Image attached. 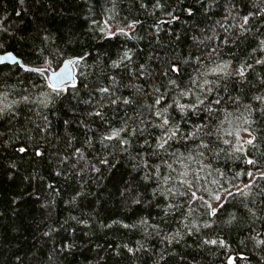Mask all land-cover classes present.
<instances>
[{
	"label": "snow or ice",
	"instance_id": "snow-or-ice-1",
	"mask_svg": "<svg viewBox=\"0 0 264 264\" xmlns=\"http://www.w3.org/2000/svg\"><path fill=\"white\" fill-rule=\"evenodd\" d=\"M18 2L25 4V0ZM134 2L146 15L155 17L150 30L145 31V21L127 16L115 31L101 29L105 38L123 37L125 42H134L135 48L125 43L107 62L98 54L95 73L83 71L90 53L63 60L64 68L57 73L53 63L65 53L47 30L38 35L39 44L33 49L40 65L23 64L10 52L0 55V87L6 83L2 74L5 69L11 71L10 65L22 67L42 81L25 77L18 79L12 91L0 92V123L10 126L7 132L0 131V148L10 146L17 153L41 157L45 154L42 145L57 148L63 141L62 150L51 155L60 166L56 175L65 179L73 175H87L94 181L107 179L106 172L127 161L128 178L122 180L119 192L121 203L127 208L152 206L156 214L141 215L131 225L114 219L102 226L139 228L149 236L154 234L165 247L154 254L153 264H175L169 259L175 256L169 251L171 246L179 245L185 236L199 234L201 228L242 221L250 226L257 221L264 224V0H195L197 8L185 5V0L174 4L150 0L151 10L145 0ZM241 5L249 10L245 13ZM178 8L187 15L182 23L188 24L192 33V44L183 53L177 45L181 33L170 27L181 21ZM213 9L219 10L216 14L221 19L203 27L195 22L198 14L212 20L208 13ZM5 20L7 17L0 18V49L5 47V34L14 35ZM145 39H149L151 50L141 62L139 53L145 50L139 42ZM249 40L255 46L239 55L237 50ZM74 68L80 69L75 75ZM13 93L15 98L9 100ZM50 116L61 120L62 136L54 133ZM73 129L79 132V146ZM221 159L245 167L237 168L229 179L216 163ZM9 168L15 169L16 164L10 163ZM86 183H80L81 191L70 203L86 194ZM47 188L53 197L59 194L53 184ZM226 203L234 210L224 209ZM194 212L207 219L194 217ZM70 219L87 225V220L77 216ZM170 224L177 226L169 229ZM56 231L50 227L43 235ZM250 231L255 235L249 239L257 247L264 246L261 232L251 227ZM203 244L230 251L219 236L203 239ZM75 247V243H64L59 251L71 252ZM120 247L113 249L116 256L121 255ZM123 248L132 255L151 251L143 244L136 249L124 244ZM237 257L246 259L240 253L227 255V264H236Z\"/></svg>",
	"mask_w": 264,
	"mask_h": 264
},
{
	"label": "trees",
	"instance_id": "trees-1",
	"mask_svg": "<svg viewBox=\"0 0 264 264\" xmlns=\"http://www.w3.org/2000/svg\"><path fill=\"white\" fill-rule=\"evenodd\" d=\"M145 2H149V10H151L150 0ZM168 3L174 4L175 0H168ZM187 4H192L194 8L199 7L195 4V0H185V5ZM22 7L27 10H22ZM241 7L245 13L249 10L247 5ZM17 11L20 12L19 16L16 15ZM218 11L213 9L208 13L212 20H205L198 14L195 22L201 27L204 24H211L214 20L221 19L220 15L216 14ZM177 14L181 16V21L170 27L181 33V40L177 45L178 52L183 53L192 44V33L189 31V25L182 23L188 19L187 15L180 12L179 8ZM126 16L128 19L138 17L145 21V31L150 30L148 26L155 19L146 15L134 0H41L40 3H36L35 0H25L23 6L18 0H0V18L7 17L4 23L11 24L14 34L12 37L5 34L3 37L5 47L0 49V53H13L24 64L30 67L38 66L41 61L33 49L39 44L38 35L43 30H47L56 38V44L65 53L64 57L53 63L52 67L55 71L61 68L63 60H71L74 56L90 53L83 71L95 73L98 71L95 67L98 54L100 59L107 62L109 57L115 58L125 43L128 47L135 48L134 42H125L123 37L109 40L100 31L108 27L115 31L117 26L125 23L123 18ZM157 16H161L159 11ZM191 23L192 21L189 20V24ZM254 46L255 42L249 40L237 50L238 54L245 55ZM139 47L145 50L139 53L143 62L144 57L151 50L149 39L140 41ZM225 51L227 52L228 49L225 48ZM10 67L11 71L5 69L2 74L6 83L0 87V92L12 91V86L17 85L18 79L25 77H31L33 82H42L35 74L24 72L22 67L11 65ZM77 71L80 69L75 68V72ZM89 79L92 80L93 76L90 75ZM27 83L28 80H25V84ZM13 98H15L14 93L9 96V100ZM25 114L34 116L27 111ZM50 119L53 121L54 133L62 136L64 129L61 120L56 116H50ZM9 127L0 123V131L7 132ZM73 134L77 135L76 145L79 146V132L73 129ZM62 148L63 141L57 148L44 144L42 151L45 154L41 157H36L30 152L17 153L10 146L0 148V264H153L156 259L154 254L165 247L159 237L154 234L149 236L139 228L102 226L111 224L114 219L131 225L136 223L141 215L150 217L156 214V209L152 206L146 209L139 206L127 208L121 203L119 192L122 180L128 178L127 161L122 162L123 166L106 172L107 179L94 181L87 175L81 178L73 175L65 179L63 175H56L60 166L57 164V158L51 155ZM261 149L264 150V144L261 145ZM68 151L70 152L71 149ZM13 162L16 164L15 169L9 168V164ZM216 163L229 179L237 168L245 167L241 162L224 159ZM33 176L37 178L33 179ZM85 180L86 194L77 197L75 203H70L76 193L81 191L80 183ZM48 184H53L59 189V194L53 197L47 188ZM53 199L55 202L50 207L42 206ZM224 209L233 211L234 207L226 203ZM224 209H221V212ZM71 216L87 220V225H77L70 219ZM193 216L207 219L201 217L200 212H194ZM223 219L224 217H221V221ZM62 224L63 229L60 227ZM176 226L170 224L169 229ZM50 227H55L58 231L50 236H44L43 233ZM250 227L261 232L260 238H264V224L259 221L251 226L247 221L231 226L221 223L220 227L214 225L209 229L201 228L199 234L185 236L179 245L174 243L169 251L175 252V256H170L169 259L174 260L175 264H227V255L237 256L240 253L246 259L240 260L237 257L236 264H264V246L257 247L254 241L249 239L250 236L255 235V232L250 231ZM72 229L74 231H71ZM217 236L227 242L230 251L203 244V239H216ZM137 242L151 251L141 250L132 255L123 248V245L127 244L136 249L139 247ZM64 243H75L76 247L71 252H60L59 249ZM117 245L121 246L118 249L121 252L120 256H116L113 251Z\"/></svg>",
	"mask_w": 264,
	"mask_h": 264
},
{
	"label": "water",
	"instance_id": "water-1",
	"mask_svg": "<svg viewBox=\"0 0 264 264\" xmlns=\"http://www.w3.org/2000/svg\"><path fill=\"white\" fill-rule=\"evenodd\" d=\"M5 53H0V55H4ZM17 59H19L15 54H13ZM20 60V59H19ZM21 61V60H20ZM23 63V62H22ZM24 64V63H23ZM63 68H64V64L62 65V67L59 69V70H57L56 72L57 73H59L60 71H62L63 70ZM72 71H73V74L75 75V68L74 69H72Z\"/></svg>",
	"mask_w": 264,
	"mask_h": 264
},
{
	"label": "bare ground",
	"instance_id": "bare-ground-1",
	"mask_svg": "<svg viewBox=\"0 0 264 264\" xmlns=\"http://www.w3.org/2000/svg\"><path fill=\"white\" fill-rule=\"evenodd\" d=\"M62 67V66H61Z\"/></svg>",
	"mask_w": 264,
	"mask_h": 264
}]
</instances>
